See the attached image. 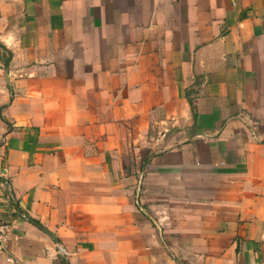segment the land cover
<instances>
[{
    "label": "crops",
    "instance_id": "1",
    "mask_svg": "<svg viewBox=\"0 0 264 264\" xmlns=\"http://www.w3.org/2000/svg\"><path fill=\"white\" fill-rule=\"evenodd\" d=\"M0 220V264L264 263V0H0Z\"/></svg>",
    "mask_w": 264,
    "mask_h": 264
},
{
    "label": "built area",
    "instance_id": "2",
    "mask_svg": "<svg viewBox=\"0 0 264 264\" xmlns=\"http://www.w3.org/2000/svg\"><path fill=\"white\" fill-rule=\"evenodd\" d=\"M14 220H0V252L4 251L7 247L8 239L15 227ZM264 264V263H257Z\"/></svg>",
    "mask_w": 264,
    "mask_h": 264
},
{
    "label": "trees",
    "instance_id": "3",
    "mask_svg": "<svg viewBox=\"0 0 264 264\" xmlns=\"http://www.w3.org/2000/svg\"><path fill=\"white\" fill-rule=\"evenodd\" d=\"M32 221L35 222L36 224H40L39 221H37L35 219H33Z\"/></svg>",
    "mask_w": 264,
    "mask_h": 264
}]
</instances>
